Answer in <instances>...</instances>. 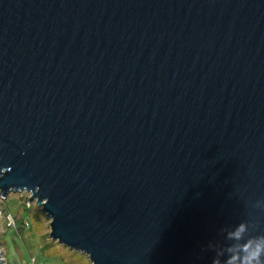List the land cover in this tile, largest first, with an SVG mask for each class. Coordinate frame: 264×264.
Returning a JSON list of instances; mask_svg holds the SVG:
<instances>
[{"label": "water", "instance_id": "1", "mask_svg": "<svg viewBox=\"0 0 264 264\" xmlns=\"http://www.w3.org/2000/svg\"><path fill=\"white\" fill-rule=\"evenodd\" d=\"M8 192L90 264H212L222 226L264 232V0H0Z\"/></svg>", "mask_w": 264, "mask_h": 264}, {"label": "rangeland", "instance_id": "2", "mask_svg": "<svg viewBox=\"0 0 264 264\" xmlns=\"http://www.w3.org/2000/svg\"><path fill=\"white\" fill-rule=\"evenodd\" d=\"M27 192L0 196V264H90L88 256L49 237L46 214Z\"/></svg>", "mask_w": 264, "mask_h": 264}, {"label": "clouds", "instance_id": "3", "mask_svg": "<svg viewBox=\"0 0 264 264\" xmlns=\"http://www.w3.org/2000/svg\"><path fill=\"white\" fill-rule=\"evenodd\" d=\"M252 207L264 212V199L256 200ZM218 235L222 241H209L203 248L214 252L212 264H264V232L258 231V221L222 226Z\"/></svg>", "mask_w": 264, "mask_h": 264}, {"label": "built area", "instance_id": "4", "mask_svg": "<svg viewBox=\"0 0 264 264\" xmlns=\"http://www.w3.org/2000/svg\"><path fill=\"white\" fill-rule=\"evenodd\" d=\"M32 264H36L34 260H32Z\"/></svg>", "mask_w": 264, "mask_h": 264}, {"label": "bare ground", "instance_id": "5", "mask_svg": "<svg viewBox=\"0 0 264 264\" xmlns=\"http://www.w3.org/2000/svg\"><path fill=\"white\" fill-rule=\"evenodd\" d=\"M1 261H2V259H1Z\"/></svg>", "mask_w": 264, "mask_h": 264}]
</instances>
